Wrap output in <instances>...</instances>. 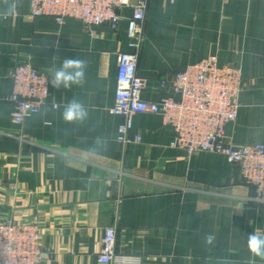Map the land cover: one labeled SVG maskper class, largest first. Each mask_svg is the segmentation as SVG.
<instances>
[{
    "label": "crops",
    "instance_id": "0c3cea01",
    "mask_svg": "<svg viewBox=\"0 0 264 264\" xmlns=\"http://www.w3.org/2000/svg\"><path fill=\"white\" fill-rule=\"evenodd\" d=\"M29 12V0H20L16 15L0 19V219L40 226L41 264H101L112 225L125 264H249L248 234L264 233V192L238 165L174 147V129L159 114L133 117L129 137L140 141L117 140L123 118L112 107L119 54L132 51V8L119 10L117 29ZM208 56L240 66L245 80L227 142L263 143L264 0H149L137 66L147 83L143 99L178 97L175 75ZM65 57L87 61L85 84L52 86L40 111L16 123L13 68L28 62L51 79ZM73 97L88 108L83 125L61 118Z\"/></svg>",
    "mask_w": 264,
    "mask_h": 264
},
{
    "label": "built area",
    "instance_id": "2783aa9c",
    "mask_svg": "<svg viewBox=\"0 0 264 264\" xmlns=\"http://www.w3.org/2000/svg\"><path fill=\"white\" fill-rule=\"evenodd\" d=\"M149 0H29L30 15L48 16L58 23L67 18L80 20L86 27L108 24L117 29L125 6L132 8L128 34L132 51L119 54L115 104L112 112L123 118L117 140L122 145L140 141L129 137L133 117L140 113L162 116L174 129L172 145L188 154L218 153L230 165H238L244 179L264 192V142L235 146L226 140V126L238 118L240 93L245 80L240 66L220 64L208 56L188 65L173 79V90L157 101L142 98L146 81L137 73L138 55L144 35ZM13 88L9 99L14 103L13 119L22 123L38 113L52 96L47 73L30 63L17 64L12 71ZM56 105V104H55ZM57 107V105H56ZM42 230L36 223L0 219V264H41L47 252L41 245ZM117 227L104 230L97 257L101 264H125L116 253Z\"/></svg>",
    "mask_w": 264,
    "mask_h": 264
},
{
    "label": "clouds",
    "instance_id": "9594fccd",
    "mask_svg": "<svg viewBox=\"0 0 264 264\" xmlns=\"http://www.w3.org/2000/svg\"><path fill=\"white\" fill-rule=\"evenodd\" d=\"M5 5L3 10H0V19H6L10 15H16L20 6V0H3ZM87 61L81 58L65 57L58 68H54L51 73L50 83L56 88L71 89L74 85L83 86L86 82ZM52 109L56 108L53 104ZM49 108L45 106L44 113H47ZM62 120L67 124H81L88 121L89 111L85 104L73 97L63 107L61 113ZM100 137L95 138L94 144H99ZM95 150V148H93ZM207 243H212L214 237L207 236ZM247 248L251 254L249 264H255V258L264 260V233L252 232L248 234Z\"/></svg>",
    "mask_w": 264,
    "mask_h": 264
},
{
    "label": "rangeland",
    "instance_id": "374dc122",
    "mask_svg": "<svg viewBox=\"0 0 264 264\" xmlns=\"http://www.w3.org/2000/svg\"><path fill=\"white\" fill-rule=\"evenodd\" d=\"M242 175V174H241ZM243 177V176H242ZM243 179H244V177H243ZM245 180V179H244ZM245 182H247L246 180H245ZM248 183V182H247ZM248 184H250V183H248ZM251 185V184H250ZM257 190V189H256Z\"/></svg>",
    "mask_w": 264,
    "mask_h": 264
}]
</instances>
